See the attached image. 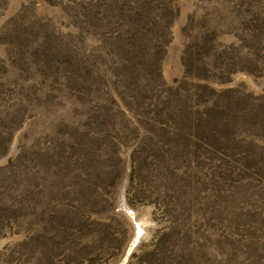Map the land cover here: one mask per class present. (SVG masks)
I'll use <instances>...</instances> for the list:
<instances>
[{
  "label": "rangeland",
  "instance_id": "rangeland-1",
  "mask_svg": "<svg viewBox=\"0 0 264 264\" xmlns=\"http://www.w3.org/2000/svg\"><path fill=\"white\" fill-rule=\"evenodd\" d=\"M0 264H264V0H0Z\"/></svg>",
  "mask_w": 264,
  "mask_h": 264
},
{
  "label": "bare ground",
  "instance_id": "bare-ground-1",
  "mask_svg": "<svg viewBox=\"0 0 264 264\" xmlns=\"http://www.w3.org/2000/svg\"><path fill=\"white\" fill-rule=\"evenodd\" d=\"M136 231H137V228H136V226H135V228H134Z\"/></svg>",
  "mask_w": 264,
  "mask_h": 264
}]
</instances>
